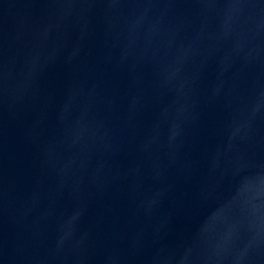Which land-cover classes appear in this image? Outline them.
<instances>
[{
  "label": "water",
  "instance_id": "water-1",
  "mask_svg": "<svg viewBox=\"0 0 264 264\" xmlns=\"http://www.w3.org/2000/svg\"><path fill=\"white\" fill-rule=\"evenodd\" d=\"M0 264H264V0H0Z\"/></svg>",
  "mask_w": 264,
  "mask_h": 264
}]
</instances>
